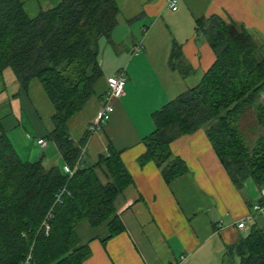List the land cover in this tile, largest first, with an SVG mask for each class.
Listing matches in <instances>:
<instances>
[{
	"label": "trees",
	"instance_id": "trees-1",
	"mask_svg": "<svg viewBox=\"0 0 264 264\" xmlns=\"http://www.w3.org/2000/svg\"><path fill=\"white\" fill-rule=\"evenodd\" d=\"M119 13L116 0H60L30 18L20 0H0V75L11 69L23 91L40 82L54 107L48 139L73 171L46 169L42 159L23 161L0 120V264H84L90 241L105 245L125 231L115 202L133 181L121 153L109 144L88 165L83 148L90 132L76 143L67 126L94 95L102 77L100 41L110 40ZM197 30L216 60L199 85L152 115L155 129L142 141L139 164L154 163L171 184L188 173L171 143L204 130L236 188L248 179L264 188V45L243 25L218 16L199 20ZM170 63L181 69V62ZM83 221L100 234L83 241L77 231ZM224 262L264 264V229L252 226L227 247Z\"/></svg>",
	"mask_w": 264,
	"mask_h": 264
},
{
	"label": "crops",
	"instance_id": "crops-1",
	"mask_svg": "<svg viewBox=\"0 0 264 264\" xmlns=\"http://www.w3.org/2000/svg\"><path fill=\"white\" fill-rule=\"evenodd\" d=\"M20 1L30 18L60 2ZM116 2L118 24L110 40L100 41L102 77L94 95L67 126L78 143L103 105L109 79L124 74V96L114 104L109 122L90 133L83 159L96 164L111 144L121 153L133 182L115 202L125 231L105 245L98 239L90 241L91 255L84 264H226L227 247L250 233L237 224L252 206L264 207V188L250 179L236 188L204 130L171 143V152L186 163L188 173L169 185L154 163L140 166L138 159L146 150L143 139L155 129L152 115L199 85L216 60L197 30L199 20L218 16L243 25L264 45V0H178L175 10L164 0ZM139 44L141 51L134 53ZM171 60L176 67L181 62V69L173 68ZM53 115L54 107L38 80L23 91L13 72L0 75V120L18 156L26 162L42 159L46 169L58 166L71 173L48 139ZM39 139L47 146L38 145ZM97 170L105 182L103 172ZM254 225L264 229V216L256 215Z\"/></svg>",
	"mask_w": 264,
	"mask_h": 264
},
{
	"label": "built area",
	"instance_id": "built-area-1",
	"mask_svg": "<svg viewBox=\"0 0 264 264\" xmlns=\"http://www.w3.org/2000/svg\"><path fill=\"white\" fill-rule=\"evenodd\" d=\"M164 1L166 2L167 7L171 10H175L178 6V0H164ZM141 49H142V45L141 44L137 45L134 48V53L140 52ZM126 83H127V78L124 74H119L109 79L108 90L103 98V105L100 108L94 122L88 127L90 133L99 132L103 128V126L109 122L111 115L114 112V104L124 96ZM38 145L44 148L47 146V142L43 139H39ZM75 169H77V167H75ZM72 172L70 174H72ZM256 215L264 216V207L260 204H256L252 206L251 212H249L245 216V218H243L237 224L238 229L240 230L251 229V226L254 222V217ZM50 218L51 215H48L46 221H44L42 225L45 233H48L50 231V226H49ZM30 258L31 257L29 256L28 261L30 260Z\"/></svg>",
	"mask_w": 264,
	"mask_h": 264
},
{
	"label": "rangeland",
	"instance_id": "rangeland-1",
	"mask_svg": "<svg viewBox=\"0 0 264 264\" xmlns=\"http://www.w3.org/2000/svg\"><path fill=\"white\" fill-rule=\"evenodd\" d=\"M9 72H12L11 69H9ZM261 100H262V103H264V94H263ZM35 161L36 160H34L33 162H35ZM77 231H78L79 235L83 238V241H86L91 236L100 234V231H94L93 229L90 228L88 223L85 221H83L79 225V227L77 228ZM229 264H231V262Z\"/></svg>",
	"mask_w": 264,
	"mask_h": 264
}]
</instances>
